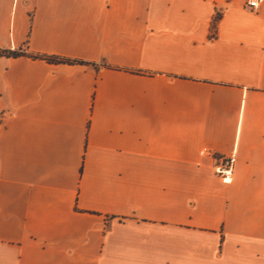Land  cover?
<instances>
[{"label": "crops", "instance_id": "0c3cea01", "mask_svg": "<svg viewBox=\"0 0 264 264\" xmlns=\"http://www.w3.org/2000/svg\"><path fill=\"white\" fill-rule=\"evenodd\" d=\"M2 51L0 264H264V1L0 0Z\"/></svg>", "mask_w": 264, "mask_h": 264}, {"label": "built area", "instance_id": "2783aa9c", "mask_svg": "<svg viewBox=\"0 0 264 264\" xmlns=\"http://www.w3.org/2000/svg\"><path fill=\"white\" fill-rule=\"evenodd\" d=\"M264 0H244V7L255 10ZM233 158L218 160L213 167L214 173L223 183H230L233 174Z\"/></svg>", "mask_w": 264, "mask_h": 264}, {"label": "trees", "instance_id": "16d2710c", "mask_svg": "<svg viewBox=\"0 0 264 264\" xmlns=\"http://www.w3.org/2000/svg\"><path fill=\"white\" fill-rule=\"evenodd\" d=\"M3 54H5V55H8V56H10V57H17V56H20V53H17V52H6V53H4V51H2V52H0V55H3ZM49 59V58H48ZM51 60H56L57 62H61L59 59H54V58H51ZM67 62H69V61H67Z\"/></svg>", "mask_w": 264, "mask_h": 264}]
</instances>
